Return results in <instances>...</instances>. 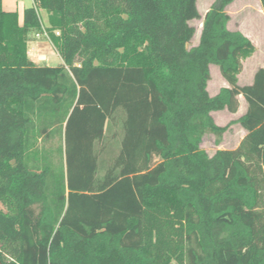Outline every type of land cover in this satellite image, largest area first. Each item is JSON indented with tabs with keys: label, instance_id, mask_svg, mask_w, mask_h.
Masks as SVG:
<instances>
[{
	"label": "trees",
	"instance_id": "1",
	"mask_svg": "<svg viewBox=\"0 0 264 264\" xmlns=\"http://www.w3.org/2000/svg\"><path fill=\"white\" fill-rule=\"evenodd\" d=\"M233 1L188 48L196 0H33L22 25L0 0V264H264V67L238 84ZM31 31L61 64L28 58ZM240 95L244 137L209 155Z\"/></svg>",
	"mask_w": 264,
	"mask_h": 264
},
{
	"label": "rangeland",
	"instance_id": "2",
	"mask_svg": "<svg viewBox=\"0 0 264 264\" xmlns=\"http://www.w3.org/2000/svg\"><path fill=\"white\" fill-rule=\"evenodd\" d=\"M26 6H32L31 0H21ZM214 0H196V6L200 15V19H193L189 21V24L194 26L195 34L188 42L187 47L194 46L198 43L199 34L202 25V18L208 8L211 6ZM226 11L230 16L228 22V28L230 30H239L245 36H247L255 46L254 52L243 59L242 70L238 75V84H249L252 79V75L259 67H264V15L261 8L260 0H234L226 7ZM42 19L45 15V10L39 8ZM41 39L48 40L46 37L41 36ZM48 45V44H47ZM48 48V47H47ZM44 52V51H43ZM49 64L56 65L60 62L59 58H55L54 54ZM82 59H78V63H81ZM210 78L207 82V90L210 95H214L221 87L227 85L222 77L217 65L211 64L209 66ZM245 101L240 96L239 105L235 112H231L227 109L212 111L211 115L214 122L217 125L229 124L227 130L223 132L221 136V142L216 145V135L210 131L204 133L201 142V148L204 149L209 155L213 154L216 149H234L244 136V130L237 122V118L245 111ZM114 127L112 128V130ZM111 132L108 133L110 138ZM55 142H48L45 144L46 148L53 147ZM114 152H116V145L112 146ZM1 205V204H0Z\"/></svg>",
	"mask_w": 264,
	"mask_h": 264
},
{
	"label": "crops",
	"instance_id": "3",
	"mask_svg": "<svg viewBox=\"0 0 264 264\" xmlns=\"http://www.w3.org/2000/svg\"><path fill=\"white\" fill-rule=\"evenodd\" d=\"M31 2L33 3V0H31ZM25 7H27V6L24 5V3H22L21 0H2V9L4 11H16L17 15H18V22H19L20 25H22V22H23V11H24ZM39 15H40V13H39ZM40 18H41V22H42V28H44L47 25V13L45 12V15H44L43 19H42L41 15H40ZM41 36L47 38V36L44 33H42L41 31H31L29 33L28 41H27V55H28V58L31 61H33L34 63H36L37 65H52V64L48 63V61L51 60V58H54V57H52L53 55H51V53H52V54H54L55 58H59L60 59V62L57 63V64H61L62 60L58 56L57 52L54 50V48H53L52 44L50 43V41L41 39ZM252 78H253V75H252ZM251 82H252V79H251ZM226 86H228V83H227ZM245 104H246V102H245ZM245 110H246V107H245ZM244 135H245V130H244Z\"/></svg>",
	"mask_w": 264,
	"mask_h": 264
},
{
	"label": "built area",
	"instance_id": "4",
	"mask_svg": "<svg viewBox=\"0 0 264 264\" xmlns=\"http://www.w3.org/2000/svg\"><path fill=\"white\" fill-rule=\"evenodd\" d=\"M56 33H58V32H56Z\"/></svg>",
	"mask_w": 264,
	"mask_h": 264
}]
</instances>
